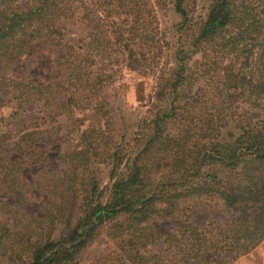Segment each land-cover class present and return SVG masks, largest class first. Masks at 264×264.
Masks as SVG:
<instances>
[{
	"label": "trees",
	"instance_id": "16d2710c",
	"mask_svg": "<svg viewBox=\"0 0 264 264\" xmlns=\"http://www.w3.org/2000/svg\"><path fill=\"white\" fill-rule=\"evenodd\" d=\"M203 1L0 0V106L16 102L10 119L55 106L79 132L50 169L48 117L0 129V264H81L94 247L92 264H226L264 241V0ZM168 6L178 42L161 30ZM42 47L64 75L55 105L54 85L25 73ZM125 68L154 80L150 122L139 123L149 136L117 126L108 91ZM30 202L41 215L23 214ZM221 208L236 217L191 222ZM173 217L183 224L160 233Z\"/></svg>",
	"mask_w": 264,
	"mask_h": 264
},
{
	"label": "rangeland",
	"instance_id": "374dc122",
	"mask_svg": "<svg viewBox=\"0 0 264 264\" xmlns=\"http://www.w3.org/2000/svg\"><path fill=\"white\" fill-rule=\"evenodd\" d=\"M205 5L206 3L203 0H197L193 8L195 11H202ZM158 14L162 33L165 34L169 41L178 42L179 39H181V34L177 32V26L181 21L180 17L174 13L171 6H168L165 9H158ZM73 24L68 28L69 38L72 40L73 44L78 45L80 43L79 41L85 37L87 28L80 21L76 26ZM46 49V47H42L38 50V64H35L33 68L26 69L25 73L26 75H31L32 79H40L41 83L54 85L55 96L49 99L51 100V103L55 105L59 103L60 96L62 97L64 75L62 74L60 68H51V62L48 59L49 54L45 53ZM43 57H47V59H43ZM14 69H16V73L18 72V74H24L25 65L19 64L18 66L13 67L12 71H14ZM122 71L119 74V80L117 83L110 86L108 91L110 95L111 108L117 120V126H120L121 129L125 131L128 139H133L136 136V133H138V136L141 137L139 132H144L149 136L151 134L150 128L145 127V125H143L144 128H141L139 123L142 124L141 121L144 119L147 120L148 124L150 122L151 115L148 113V105L153 99L151 97V91L153 90L154 80L148 76H140L136 71L128 70L126 68ZM8 74L9 72L0 66V79H5ZM0 100L4 101L5 98L0 96ZM41 105H38V103L33 105L26 104L23 108L24 110L26 109V115L20 110L19 114L17 117H14V119H10L9 116L12 111L16 109V102H9L0 106V118L3 117L5 119L2 121L0 129H8L9 126L4 127L7 123L9 125L12 124L15 125V127H19L23 121L26 120L27 115L29 117H48L49 122L42 129L48 131V138L51 137V142L56 143L50 148V161L47 164V167L53 169L59 164V158L62 157L65 152L73 149L74 145L78 142L77 137L79 132L76 130L78 124H74L70 128L68 126V119L65 115L63 116L61 111L55 109V106H47V104H45V107H42ZM29 111L30 113H28ZM78 117L81 118L82 115H79ZM178 131L179 124L174 123L167 127L166 133L169 132L174 134L178 133ZM146 139L144 141H146ZM36 170L37 167L27 169L29 177L31 174H35ZM102 180V183H106L108 181L106 173H104ZM18 199L19 196L17 195L10 196L8 201L16 202ZM23 209L25 211L23 213L25 216L29 215L30 217H34L35 215H41L42 203L30 202L24 205ZM11 210L13 209L11 208ZM7 212L8 210L4 208L0 209V216L3 217ZM16 217L17 216L15 214L12 215V218L16 219ZM235 217V214H233L230 209L221 208L217 210H206L205 212L198 214L196 218L191 220V222L196 225L204 226L210 221L223 223L231 222ZM182 224L183 222L180 219L173 217L168 221L158 224L157 229L160 233L167 234L172 233L174 228H178ZM97 250L98 247L91 249V253L83 259L81 264H92L94 261L92 257L97 255ZM226 264H264V241L255 251L246 256L239 257L236 260H231L227 257Z\"/></svg>",
	"mask_w": 264,
	"mask_h": 264
}]
</instances>
